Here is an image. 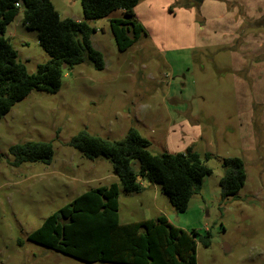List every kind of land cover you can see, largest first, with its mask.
Instances as JSON below:
<instances>
[{
	"label": "rangeland",
	"instance_id": "374dc122",
	"mask_svg": "<svg viewBox=\"0 0 264 264\" xmlns=\"http://www.w3.org/2000/svg\"><path fill=\"white\" fill-rule=\"evenodd\" d=\"M51 2L62 20L83 21L81 0ZM219 3L178 0L169 9H197L194 47L173 40L166 50L143 37L121 52L110 20L123 18L122 12L91 22L104 69L85 63L65 70L58 93L32 92L0 120V264H116L85 263L29 240L50 215L114 183L120 225L165 216L198 233L197 264H264V0ZM161 21V29L181 32L178 22ZM6 38L31 74L50 59L37 32L25 27L23 9ZM130 130L146 138L155 155L192 147L212 170L185 213L143 177L141 192L126 193L111 160L87 159L70 145L81 132L116 142ZM30 142L50 143L52 162L18 164L10 149ZM227 158L243 160L247 179L238 194L223 200ZM206 235L210 247L201 242Z\"/></svg>",
	"mask_w": 264,
	"mask_h": 264
},
{
	"label": "trees",
	"instance_id": "16d2710c",
	"mask_svg": "<svg viewBox=\"0 0 264 264\" xmlns=\"http://www.w3.org/2000/svg\"><path fill=\"white\" fill-rule=\"evenodd\" d=\"M140 2L81 0L84 19L75 21L62 20L51 0H0V120L32 92L58 93L64 66L71 70L89 63L96 70L104 69L103 55L92 45L97 30L91 22L121 11L123 18L110 20L111 32L121 52L146 37V29L135 13ZM20 9L25 27L37 32L40 46L50 57L34 74L28 72L6 38L7 27ZM173 9L172 6L170 11ZM70 145L87 159L111 160L115 175L128 194L142 191L139 177L159 185L179 214L188 210L192 198L201 193L204 179L212 174L192 147L184 153L155 155L150 142L136 130H130L124 140L116 142L81 132ZM10 151L18 164H50L54 157L52 145L43 142L13 146ZM222 167L220 188L225 200L244 187L247 174L239 158L224 159ZM119 199L118 184L89 190L50 215L29 240L85 263L197 264L196 231L189 233L176 227L165 216L120 225ZM201 242L210 247V236H202Z\"/></svg>",
	"mask_w": 264,
	"mask_h": 264
},
{
	"label": "crops",
	"instance_id": "0c3cea01",
	"mask_svg": "<svg viewBox=\"0 0 264 264\" xmlns=\"http://www.w3.org/2000/svg\"><path fill=\"white\" fill-rule=\"evenodd\" d=\"M176 1L178 0H146L135 8L138 21L146 29V37H150L157 48L160 44H164L166 50L170 49L168 44H174L173 40L177 41L182 47H194L197 9L190 6L188 9H176L173 13H170L169 9ZM205 1H210L212 4L219 6V1L221 0H204V2ZM162 18H164L169 25L171 21L174 23L178 22L181 26V32L179 31L180 34L176 28H167L166 25L161 29V25H163L161 21ZM177 37H184V39H177ZM158 186L159 185L149 184L148 188H153L154 191L159 192ZM161 192L163 193L162 189Z\"/></svg>",
	"mask_w": 264,
	"mask_h": 264
},
{
	"label": "water",
	"instance_id": "95a60500",
	"mask_svg": "<svg viewBox=\"0 0 264 264\" xmlns=\"http://www.w3.org/2000/svg\"><path fill=\"white\" fill-rule=\"evenodd\" d=\"M190 1L200 4L204 2V0H190ZM21 5H23V2H21ZM64 70H66V66H64ZM228 250H229L228 247L225 246V251L228 252Z\"/></svg>",
	"mask_w": 264,
	"mask_h": 264
}]
</instances>
